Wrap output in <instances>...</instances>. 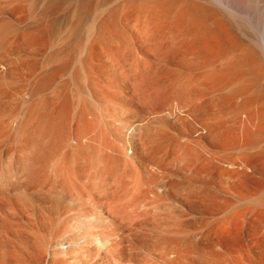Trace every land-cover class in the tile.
<instances>
[{
	"label": "rangeland",
	"instance_id": "1",
	"mask_svg": "<svg viewBox=\"0 0 264 264\" xmlns=\"http://www.w3.org/2000/svg\"><path fill=\"white\" fill-rule=\"evenodd\" d=\"M136 41L134 45L138 43ZM126 46L106 37L100 39L92 62L97 82L92 90L94 101L84 99L89 113L86 116L89 119L93 117V120L94 117L96 120L100 118L102 122V127L98 123L93 128L91 126V134L87 133L95 138L91 140L93 146H89L90 156L93 160L95 156L102 160L105 158L108 163L104 161L95 166L92 158H89V163L80 161L78 166L71 163L69 178L64 176L66 179H63L56 172L59 166L56 156L41 164L42 168L34 175L38 179L33 177L36 180L29 179L31 183H28L24 179L27 165L14 162L7 180L8 183H17V188L0 186L1 196L7 194L10 199V203L3 201L0 204V264H264V214L253 212L252 219L251 213L247 223L242 221L240 213L247 203L225 195L223 186L227 185L228 178L219 167L218 170L216 168L218 162L234 157L235 152L236 156L239 150L223 147L214 137L202 139L200 145L189 143L184 138L192 132L194 121L214 118L218 125L223 124V130L225 125L226 130L232 128L235 124L232 103L223 104L224 108L219 112L222 114L217 113L211 104L213 88H207L209 91L195 89L198 63H190L178 52L168 53L167 48L161 47V53L155 49L156 52L152 53L153 47H142L138 43L135 47L140 46L137 50L139 55L146 56L143 59L145 57L131 54ZM110 51L114 52L113 56ZM140 52L145 53L142 55ZM84 54L85 50L72 53L68 57L70 68L75 66L76 58H82ZM51 63L55 61H49V65ZM70 87L74 92L72 83ZM83 87L82 84L80 89ZM50 97L49 100H55L54 95ZM69 100L71 107H67L70 109H67V114H70L67 118L69 129H72L76 128V124L73 127L74 122H70L72 105L76 101ZM72 100L75 102L71 103ZM128 121L145 124L146 131H143L147 139L141 137L145 140H140L136 150L128 148V154L132 150L140 157L131 158V168L113 163L107 146L113 138L110 128ZM81 150L86 153L85 147ZM68 152L66 155L70 156L71 152ZM5 166V162L0 161V171ZM200 166L202 168L196 171ZM36 184H44L43 189L52 187L49 193L54 197L61 186L65 199L66 194L70 196L75 192V202L82 207L95 205L101 208L97 212L100 218H72L66 214L57 219L52 214L54 218L49 216L47 210H36L31 201ZM73 202L71 199L63 202L64 207L69 208Z\"/></svg>",
	"mask_w": 264,
	"mask_h": 264
},
{
	"label": "bare ground",
	"instance_id": "2",
	"mask_svg": "<svg viewBox=\"0 0 264 264\" xmlns=\"http://www.w3.org/2000/svg\"><path fill=\"white\" fill-rule=\"evenodd\" d=\"M102 37L126 44L131 54L145 57L143 59L146 56L139 55L138 46L135 47L138 43L142 47H153V50L150 48L152 53H161V47H164L168 53L178 52L190 63H198L195 89L213 88L212 103H209L213 104L217 113L222 111L223 104L232 103L235 124L227 130L225 125L223 130V124L218 125L214 118L194 121L192 132H187L184 138L189 143L192 141L200 145L202 139L214 137L223 147L239 150L236 156L233 152L234 157L222 159L216 166L228 178L223 191L225 195L247 203L240 213V219L245 223L250 220L251 213V219L255 215L253 212L264 214V0H0V161L6 164L0 171V186L7 185L8 189L16 187L17 183H8L7 180L14 162L27 165L22 167L26 169V172L23 169L26 174L24 179L28 183L34 180V175L42 168L40 166L52 157L57 156L59 166L56 172L63 179L71 163H86L89 158L95 166L104 161L108 163L105 158L102 160L95 156L93 160L90 156L89 146L95 138L87 133L91 126L93 128L98 123L101 126L102 122L100 118L96 120L94 117L93 120V117L89 119L86 116L89 113L84 101H94L92 90L97 82L92 62L95 47ZM132 39L138 43L134 45ZM76 50L80 53L85 50V54L76 58L75 66L70 68L68 57ZM52 60L55 63L49 65ZM82 84L84 87L80 89ZM53 95L55 100H49V96ZM68 98L76 101L71 109L73 121H70L74 122L73 127L76 124V128L72 129H69L67 116L70 115L67 114L70 110L67 108L70 106ZM132 122L110 128L113 138L109 141L110 145L106 143L113 156L111 161L125 168H131V158L138 156L132 150L128 154V148L135 149L140 140L146 139L143 131L145 124ZM84 147L86 153L81 150ZM68 151L70 156L66 155ZM134 170H131L132 173ZM44 184H36L33 190L31 201L36 210H47L49 216L52 214L57 219L66 214L72 218H100L98 213L101 208L95 205L92 208L82 207L75 202V192L70 196L66 194V199L74 202L65 208L63 202L67 200L62 186L58 196L54 197L49 193L52 187L43 189ZM1 195L0 204L3 201L10 203L7 194Z\"/></svg>",
	"mask_w": 264,
	"mask_h": 264
}]
</instances>
